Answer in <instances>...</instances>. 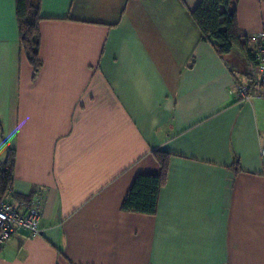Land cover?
Wrapping results in <instances>:
<instances>
[{
	"label": "crops",
	"instance_id": "0c3cea01",
	"mask_svg": "<svg viewBox=\"0 0 264 264\" xmlns=\"http://www.w3.org/2000/svg\"><path fill=\"white\" fill-rule=\"evenodd\" d=\"M201 1L40 0L34 79L16 0H0V163L16 152L14 199L46 196L40 235L0 264H264V97L229 95L249 61L203 40ZM237 20L264 32V0ZM157 152L156 214L125 211Z\"/></svg>",
	"mask_w": 264,
	"mask_h": 264
},
{
	"label": "trees",
	"instance_id": "16d2710c",
	"mask_svg": "<svg viewBox=\"0 0 264 264\" xmlns=\"http://www.w3.org/2000/svg\"><path fill=\"white\" fill-rule=\"evenodd\" d=\"M239 1L202 0L192 11V17L202 33L203 40L212 43L220 56H228L238 50L245 55L251 66L255 62L253 47L249 38L240 34L238 28ZM16 15L22 51L34 69V79H37L43 67L40 58V0H16ZM248 77L247 70L244 80ZM156 158L160 164V173L140 174L136 177L123 203L125 211L148 216L156 214L159 195L166 182L170 154L157 152ZM15 164L16 152L9 150L6 160L0 163V198L12 190Z\"/></svg>",
	"mask_w": 264,
	"mask_h": 264
},
{
	"label": "built area",
	"instance_id": "2783aa9c",
	"mask_svg": "<svg viewBox=\"0 0 264 264\" xmlns=\"http://www.w3.org/2000/svg\"><path fill=\"white\" fill-rule=\"evenodd\" d=\"M249 41L253 47L255 62L248 69L249 77L243 82H235L229 95L242 102H251L252 98L264 97V32L251 35ZM264 164V146L261 149ZM46 196L37 192L29 200L14 199L11 190L0 198V252L15 236L27 234L30 237L40 235V220L43 216Z\"/></svg>",
	"mask_w": 264,
	"mask_h": 264
}]
</instances>
